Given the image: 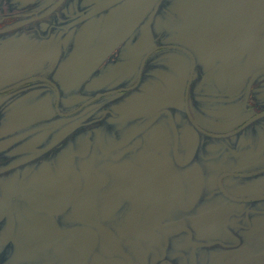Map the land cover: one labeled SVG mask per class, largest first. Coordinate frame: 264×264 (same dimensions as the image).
I'll use <instances>...</instances> for the list:
<instances>
[{
    "label": "flooded vegetation",
    "instance_id": "1",
    "mask_svg": "<svg viewBox=\"0 0 264 264\" xmlns=\"http://www.w3.org/2000/svg\"><path fill=\"white\" fill-rule=\"evenodd\" d=\"M262 33L264 0H0V264H264V63L231 121L204 77Z\"/></svg>",
    "mask_w": 264,
    "mask_h": 264
},
{
    "label": "rangeland",
    "instance_id": "2",
    "mask_svg": "<svg viewBox=\"0 0 264 264\" xmlns=\"http://www.w3.org/2000/svg\"><path fill=\"white\" fill-rule=\"evenodd\" d=\"M51 1V0H47ZM241 0H237V2L239 3ZM224 45L223 41L219 44L220 48ZM41 47H39L40 49ZM221 49H216V51H220ZM213 51L212 47H209L208 50H205L204 52H200L198 54L200 61H203V59H206L208 57L211 56V52ZM46 53L48 54L47 50ZM263 53H264V33L261 34V36L258 38L257 42L254 44V47L252 48V51L249 52L246 56H244V58H241L239 56H234L232 57L229 62H227V60L225 61H221L220 59L216 60V68H212L210 70L206 71V78L210 79L211 81H208L206 84V88H213V82H214V78H216V84H222L220 87L224 89V87L230 88L229 92H226L227 97H229V101L226 102V111L224 112L226 113H231L228 114V117L226 118L227 121H231L234 119H238L239 117H241L240 111L243 106V102L245 100H248V92L246 91L247 85L244 87L242 94L243 96L240 97L238 96V92L242 89L244 83H247V76L246 74L242 73L244 71H252L254 69L260 70L262 64L264 63V59H263ZM48 56H54V50L51 49V52L48 54ZM203 58V59H202ZM20 58H17L16 60L19 61ZM240 59V60H239ZM29 60H33L32 58H30ZM239 60V61H238ZM33 61H37V59H34ZM213 60L204 62L203 65L207 64L209 62H212ZM237 62V64L235 66H233V63ZM202 65V66H203ZM216 72V75H215ZM241 73V74H240ZM1 74V73H0ZM173 89H176L178 91L181 90L182 86L180 85V83L178 81H173ZM232 98H235V104L232 107V103L234 102V100L232 101ZM264 99V97H263ZM259 103V102H258ZM3 117V116H0ZM260 120H258L259 122ZM264 121V118H263ZM255 125V123L253 124Z\"/></svg>",
    "mask_w": 264,
    "mask_h": 264
},
{
    "label": "water",
    "instance_id": "3",
    "mask_svg": "<svg viewBox=\"0 0 264 264\" xmlns=\"http://www.w3.org/2000/svg\"><path fill=\"white\" fill-rule=\"evenodd\" d=\"M254 37H255V35H254ZM254 37H253V39H254ZM253 39H252V40H253Z\"/></svg>",
    "mask_w": 264,
    "mask_h": 264
}]
</instances>
